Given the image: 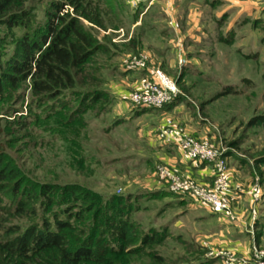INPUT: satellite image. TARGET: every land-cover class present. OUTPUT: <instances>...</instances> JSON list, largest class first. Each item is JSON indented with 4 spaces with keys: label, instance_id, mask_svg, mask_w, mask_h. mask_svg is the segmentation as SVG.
Here are the masks:
<instances>
[{
    "label": "rangeland",
    "instance_id": "1",
    "mask_svg": "<svg viewBox=\"0 0 264 264\" xmlns=\"http://www.w3.org/2000/svg\"><path fill=\"white\" fill-rule=\"evenodd\" d=\"M53 1L32 0L30 2L29 5L34 8L40 26L46 23ZM98 2L103 8H107V5L112 8L108 20L114 21L117 26L109 24L106 30L97 27L87 19L83 18L82 22L88 30L99 37L100 41L105 42L108 38H112L117 48L116 55L111 59H108L111 56L101 55L99 61L96 59L93 61V68L100 65L101 70L88 71L101 78L102 84L99 85L110 92L111 102L107 103L105 109L95 107L84 114L87 119L86 127L77 138L84 149V161L80 163L74 161L68 150L70 144L60 138L53 137L45 131H39L35 137H32L17 122L10 120L18 116L16 118L18 121L29 113L28 104L31 97V90L27 87L30 84L29 80L26 81V87L18 89L24 94V103H18V106L21 104L22 111L11 113V116H8L10 122L2 120L3 123H7V125L4 124L5 132L2 138L4 148L13 159L15 166L22 171L23 176L29 179V183L61 186L74 184L91 190L101 200L113 195H123L128 198L127 200L135 208L131 219L141 230L166 228L165 238L155 247L166 260L163 264H223L222 258L208 253L209 249L203 245V242L213 240L206 236L207 231L215 230L219 226V217H214L198 202L171 192L167 186L164 189H158L156 193H150L152 189L149 182L150 167L141 165L138 158H130L128 161L120 160L133 153L140 155L139 152L144 150L136 131L147 122L146 115L142 116V114L134 115L127 123H120L121 120L116 116V106L121 101L117 98V92L123 94L126 97V99L122 97L125 101L123 102L130 105V95L142 83L141 80L135 86L130 85L126 77L135 69L124 70L125 60L132 56L148 54V67L152 66L154 61L162 60L164 51L159 50L158 45L161 43L160 40H164L160 35L164 26V17L162 14L155 19L150 16L145 17L142 25L134 27L133 12L135 10L127 4L126 0H99ZM145 2L150 5V0ZM156 7L158 6L152 5L150 11L158 15L161 10ZM206 9L205 19L208 20L206 25L211 32L203 35L200 43H186V50L193 53H183L182 57H179L178 66H168V64L157 62V69L176 82L179 90L177 93H184L183 100L179 99L172 104L182 105L187 111L185 117L167 115L162 122L166 118H175L189 131H193L195 124L207 125L210 132L206 137L216 147L226 152L230 169H234L240 179H249L259 184L262 196L257 205L258 213H256L252 229L255 236L261 233L260 242L255 241L254 244L264 248V163H256L259 159L264 160V124L251 125L252 119L264 116V28L263 30L261 28L264 24L246 19L244 26H237V33L236 31L226 32L223 27L221 29V24L225 20L223 18L221 21L217 20L213 6L208 4ZM65 10H69L72 14L74 12L73 7L68 5ZM238 27L244 28L239 30ZM15 31L16 38L22 37L24 32L22 28H16ZM238 32H245L246 42L239 40ZM133 34L139 35L140 42L135 49L129 48L126 44ZM220 38L233 39V41L227 43L219 40ZM13 40L11 35L3 37V41L8 42L9 47L2 49L1 53L4 55L0 57V64H5L11 55ZM240 46L245 47L238 50ZM200 54L202 58L198 57V66L185 67L187 63L181 65L182 58L188 61L189 55ZM171 56L172 53L169 52L167 59ZM137 74L142 76L139 72ZM148 75L147 72L141 79ZM227 88L232 91L213 99ZM73 104L72 109H75L78 103ZM50 105L51 103L48 104ZM43 106L45 110L47 105ZM109 107H111L110 110ZM137 108L142 107L135 109ZM153 110L155 109L150 111ZM192 131L190 132L193 133ZM193 134L196 135V133ZM196 136L205 138L202 135ZM160 165L165 164H157L154 173L162 180L158 172ZM61 195V192L58 193L54 202L57 211L61 210L62 206L65 207L59 204ZM63 196L65 200L69 198L68 193ZM39 205L37 203V206ZM59 216L64 220L67 217L64 213H60ZM30 219L31 217H24L17 222L26 225ZM202 219L208 220L206 222L208 226L201 227ZM50 220L54 226V218L51 217ZM142 260L146 264H159L152 262L149 258H142ZM134 263H137V260Z\"/></svg>",
    "mask_w": 264,
    "mask_h": 264
},
{
    "label": "trees",
    "instance_id": "2",
    "mask_svg": "<svg viewBox=\"0 0 264 264\" xmlns=\"http://www.w3.org/2000/svg\"><path fill=\"white\" fill-rule=\"evenodd\" d=\"M31 1L0 0V57L4 55L2 49L9 47L3 37L14 38L11 55L5 64H0V264H133L135 260L134 264H146L142 258L163 264L166 260L155 247L165 238L166 228L141 230L131 219L135 208L128 198L113 195L101 200L91 190L74 184L29 183L4 148L2 138L7 123L2 120L8 122L11 113L22 111L18 103H24V94L18 89L26 87L27 80L31 90L29 113L18 121V116L10 120L32 137L45 131L70 144L68 150L79 163L85 158L77 139L86 127L84 114L95 107L105 109L111 102L110 92L99 85L101 78L88 71L101 70L100 65L93 68V61H99L101 55L111 59L117 44L112 38L106 43L100 41L82 19L106 30L109 24L116 27L114 21L108 20L112 8H103L99 0H54L46 23L40 26L29 5ZM213 2L217 5L220 0ZM66 5L73 7V14L64 11ZM147 5L144 2L133 12L134 23ZM16 28L24 30L19 39ZM126 44L137 48L139 35L133 34ZM231 91L227 88L213 99ZM182 95L183 92L177 94L172 103L183 100ZM73 103H78L75 109ZM43 105H47L45 110ZM146 110H136L135 115ZM257 123L264 124V116L251 120V125ZM261 162L264 160L256 161ZM60 192L59 204L65 207L57 211L54 202ZM65 193L69 197L66 200ZM60 213L67 215L65 220ZM24 217H31L28 224L17 222ZM260 238L261 233H257V243Z\"/></svg>",
    "mask_w": 264,
    "mask_h": 264
},
{
    "label": "crops",
    "instance_id": "3",
    "mask_svg": "<svg viewBox=\"0 0 264 264\" xmlns=\"http://www.w3.org/2000/svg\"><path fill=\"white\" fill-rule=\"evenodd\" d=\"M261 3L262 0H220V3L214 5L213 0H150L151 7L152 5H157L158 7L156 8H159L161 11L158 15L154 13L152 14L150 7L144 14L141 15V20L137 21L134 24V27L142 25L145 17L150 16V18L155 19L162 14L164 17V26L160 35L164 40L159 41L161 43L158 45V49L164 52H162V60L157 62L168 64V66H174L177 65L179 57H182L183 53H193L192 51L186 50V43H200L203 35L211 32L209 26L206 25L208 20L205 19L208 4L213 6V12L215 13V17L218 21H221L222 18L225 20L221 24V29L224 28L226 32L234 30L237 33V26H244L246 19L250 21L256 20L257 22H262V24H264V9L262 8ZM167 19L168 23L166 22ZM153 26H155V24H153ZM238 28L240 30L244 27ZM261 28L263 30L264 27L262 26ZM238 33L240 34V37L238 36V38H240L239 40L246 42L245 32ZM219 40L217 41L221 42ZM241 47L245 46L238 47V50L242 49ZM169 52L172 53V56L170 59H167ZM198 57H201V54L194 56L189 55V60L186 62L187 64H185V67L189 65L198 66ZM157 62L154 61L152 66L149 67L150 71L152 69H157ZM150 71H130L134 74L129 72V76H127L126 79H129L130 85L135 86L137 82L142 80V76L146 75L147 72L149 74ZM138 72L142 74V76L137 74ZM117 95V98L121 101L116 106V116H118L121 120L120 123H127L131 120V117L135 115L136 110L143 109V107L135 109L134 107L127 105V103H124L125 101L122 100V97H124V99H126V97L123 96V94L117 92ZM144 108H147V110L139 114H142V116L146 115L145 121L147 120V122L146 124L138 127L136 131L138 139L141 141L144 150L139 152L140 155L133 153L132 155H128L120 160L128 161L130 158H138V162H140L141 165L150 167L151 171L149 174V182L152 185L151 191H158V189H164L166 187V184H164L163 181L154 173V169L159 163L173 168L174 170L182 173L184 176L194 177L200 183H212L214 170L211 164L203 163L199 166L193 164V162L189 160L177 146L164 144L157 135L158 126L163 123L162 120L165 116L172 115L178 118L185 117V113L187 112L186 108L177 104H169L163 108ZM152 109L155 110L150 111ZM192 129L194 132L192 130L190 131L196 133V135H202L204 137L209 135L210 132L207 125H202L200 123L195 124ZM228 178L233 188H235L236 184H241L244 187V190L233 196L231 211L228 213L216 214L213 213L208 206L200 205L206 208L210 214L214 215V217H219V226H217L215 230L207 231L208 234L206 236L213 239L209 241L212 248H230L236 252L238 257L247 258L251 255L253 244L256 241V236L253 235L254 231L252 227H254L253 224L256 219L254 217V213H258L257 205L259 202L256 204L253 201L252 193L250 191V187L253 184L252 180L240 179L238 175L235 174L234 169H230ZM200 222L203 223L201 224V227L208 226V224H206L208 220L202 219Z\"/></svg>",
    "mask_w": 264,
    "mask_h": 264
},
{
    "label": "built area",
    "instance_id": "4",
    "mask_svg": "<svg viewBox=\"0 0 264 264\" xmlns=\"http://www.w3.org/2000/svg\"><path fill=\"white\" fill-rule=\"evenodd\" d=\"M127 4L134 10L138 9L145 0H126ZM264 9V0H262ZM147 5L145 12L150 8ZM64 11H66L64 9ZM144 12V13H145ZM143 13V14H144ZM149 55L141 54L132 56L125 60V69L149 70ZM183 58L181 65L185 64ZM179 93L176 82L159 69H152L146 78L142 79L141 86L130 95V106L163 108L172 103ZM159 139L168 145L177 146L180 151L195 165L209 163L213 166L214 177L210 184L198 182L194 177L184 176L167 165H160L158 172L162 181L168 189L184 198H190L201 205L208 206L213 213L224 214L231 211L233 196L244 190L241 184L233 188L228 175L230 167L225 151L216 147L208 137H197L186 129L175 118H166L158 127ZM258 183L251 185V193L254 203L261 199L262 192ZM256 217V213H254ZM254 233V232H253ZM203 245L211 253L223 259V264H264V248L254 244L249 257H238L236 252L230 248H212L210 243L205 241Z\"/></svg>",
    "mask_w": 264,
    "mask_h": 264
}]
</instances>
